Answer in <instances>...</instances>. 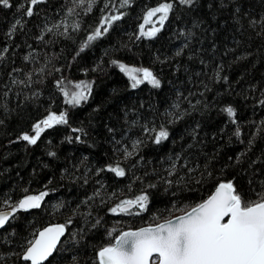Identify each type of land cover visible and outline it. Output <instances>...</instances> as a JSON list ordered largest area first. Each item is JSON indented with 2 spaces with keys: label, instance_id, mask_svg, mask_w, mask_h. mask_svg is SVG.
<instances>
[{
  "label": "trees",
  "instance_id": "trees-1",
  "mask_svg": "<svg viewBox=\"0 0 264 264\" xmlns=\"http://www.w3.org/2000/svg\"><path fill=\"white\" fill-rule=\"evenodd\" d=\"M166 2L173 10L161 31L141 36V25L160 27L159 13L145 16ZM10 5H0V209L48 195L0 231V264H27L20 257L28 242L56 223L66 232L45 264H99L98 251L121 232L183 214L221 182H233L246 201L264 192V0H95L90 12L74 0ZM112 15L121 19L88 43ZM54 24L60 29L48 32ZM114 60L148 68L161 87L133 89ZM68 82L91 85L87 101L68 106ZM49 113L66 114L68 123L46 128L35 145L21 139ZM161 125L169 139L157 145L144 128ZM136 140L125 159L122 149L132 151ZM117 163L124 177L107 170ZM142 194L146 210L110 211Z\"/></svg>",
  "mask_w": 264,
  "mask_h": 264
},
{
  "label": "snow or ice",
  "instance_id": "snow-or-ice-1",
  "mask_svg": "<svg viewBox=\"0 0 264 264\" xmlns=\"http://www.w3.org/2000/svg\"><path fill=\"white\" fill-rule=\"evenodd\" d=\"M30 2L32 6H35L43 0H30ZM74 2L81 7L87 2L86 11L90 12L95 0H74ZM179 2L191 6L194 0H179ZM122 3L126 5L128 0H122ZM0 5L10 7V0H0ZM172 10L173 4L168 2L150 9L145 16L146 22L159 13L160 27H154L145 32L141 25L140 35L155 37L161 31ZM73 11V8H69L68 14L71 15ZM26 15L28 17L34 15L33 7L26 9ZM120 19L121 15L104 17L101 26L88 35L87 42L90 43L107 33L108 27ZM61 24H63L64 33H67L66 21H62ZM61 24H54L51 28H47V31L51 32L53 28L59 30ZM79 27L78 23L72 25L73 30ZM40 39H43V36ZM88 43H85L80 51H83ZM112 63L118 65L120 71L129 77L133 89L145 82L153 88L161 87V81L148 68L128 67L115 60ZM75 87L81 90L69 94L68 91L61 89L66 97V103L71 105H79L81 101H87L91 93L89 84H76ZM174 107L178 108L179 105H174ZM225 111L229 117L236 116L232 107H227ZM67 123L66 114L50 113L46 119L34 125V135L23 134L21 139L28 144L35 145L46 128ZM73 131L81 130L73 129ZM144 131L155 133L153 142L157 145L169 139V131L163 125L159 131L146 126ZM235 135L240 136L239 129L236 130ZM140 143L142 142L139 140L133 141L132 151L126 147L122 149L125 159L134 155ZM50 155H55V153H50ZM107 170L117 177L126 175L125 169L119 163L115 166L109 165ZM150 187L155 186L150 185ZM47 195V192H42L38 195L25 196L15 208H12L10 213L0 212V229L9 223L10 217L14 216L17 211L39 209ZM257 197L255 201H246L237 192L233 182H221L206 200L184 215L176 217L175 220H167L154 227L121 233L115 244L98 251L99 264H264V192L257 193ZM148 202L149 196L142 194L135 199L121 201L110 211L114 214L118 212L132 214L131 210L134 208L140 211L146 210ZM65 232L64 224L44 228L28 242L20 259L27 264H45V261H48L49 257H53L54 252L58 251L57 246L61 243V237L65 235Z\"/></svg>",
  "mask_w": 264,
  "mask_h": 264
},
{
  "label": "rangeland",
  "instance_id": "rangeland-1",
  "mask_svg": "<svg viewBox=\"0 0 264 264\" xmlns=\"http://www.w3.org/2000/svg\"><path fill=\"white\" fill-rule=\"evenodd\" d=\"M129 67H131V66H129ZM76 84H87V83H82V82H68L67 84H65V85H62L63 87H62V89H64L65 91H68L69 92V94H71L72 92H76V91H80L81 89H77L75 86H76ZM62 94H63V97H64V99H65V101H66V97L64 96V93H63V91H62ZM81 102H83V101H81ZM68 104V103H67ZM68 106H70V107H72V106H74V105H71V104H68ZM50 114V113H49ZM48 114V115H49ZM47 115V116H48ZM57 115H59V114H57ZM47 116H45L43 119H41L40 121H42V120H44V119H46L47 118ZM39 121V122H40ZM39 122H37V123H39ZM36 123V124H37ZM29 135H34L35 133H34V126L32 127V130L28 133ZM9 208H11V207H9ZM181 215V214H180Z\"/></svg>",
  "mask_w": 264,
  "mask_h": 264
},
{
  "label": "water",
  "instance_id": "water-1",
  "mask_svg": "<svg viewBox=\"0 0 264 264\" xmlns=\"http://www.w3.org/2000/svg\"><path fill=\"white\" fill-rule=\"evenodd\" d=\"M214 191H215V189H214ZM213 191V192H214ZM212 192V193H213ZM211 193V194H212ZM19 203V202H18ZM192 209V208H191ZM191 209L190 210H188V211H191ZM12 210H11V208H6V209H0V212H2V213H10ZM187 211V212H188ZM186 213V212H185ZM185 213H183V214H181V215H177V216H174V217H172V218H170V219H168V220H175V218L176 217H178V216H182V215H184ZM13 217V216H12ZM12 217H10V220L12 219ZM9 220V221H10ZM167 220H165V221H162V222H160V223H158V224H161V223H164V222H166ZM57 224H59V223H56V224H52V225H49V226H53V225H57ZM157 225V224H156ZM156 225H153V226H151V227H154V226H156ZM49 226H46V227H44V228H47V227H49ZM145 227H150V226H144V227H141V228H145ZM5 228V227H4ZM3 228V229H4ZM43 228V229H44ZM141 228H138V229H135V230H127V231H137V230H139V229H141ZM43 229H41V230H39V231H42ZM2 229H0V231H1ZM39 231H38V233H39ZM127 231H123V232H127ZM123 232H121V233H123ZM37 233V234H38ZM120 233V234H121ZM120 234L115 238V240H114V242H113V244H115V242H116V239L120 236ZM61 239H62V237H61ZM58 247V246H57ZM46 262V261H45Z\"/></svg>",
  "mask_w": 264,
  "mask_h": 264
},
{
  "label": "bare ground",
  "instance_id": "bare-ground-1",
  "mask_svg": "<svg viewBox=\"0 0 264 264\" xmlns=\"http://www.w3.org/2000/svg\"><path fill=\"white\" fill-rule=\"evenodd\" d=\"M168 219V218H167ZM165 220V219H164ZM50 258V257H49Z\"/></svg>",
  "mask_w": 264,
  "mask_h": 264
}]
</instances>
